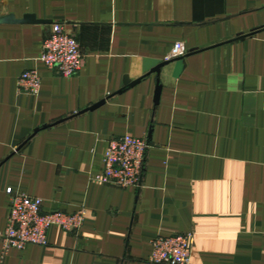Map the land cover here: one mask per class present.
<instances>
[{
	"label": "crops",
	"instance_id": "1",
	"mask_svg": "<svg viewBox=\"0 0 264 264\" xmlns=\"http://www.w3.org/2000/svg\"><path fill=\"white\" fill-rule=\"evenodd\" d=\"M6 17L45 24L0 23V232L7 189L83 224L0 242V264H146L184 233L191 264H264V0H0ZM53 24L80 45L72 78L38 61ZM31 70L39 94L18 95ZM125 135L148 144L140 187L93 182Z\"/></svg>",
	"mask_w": 264,
	"mask_h": 264
},
{
	"label": "built area",
	"instance_id": "2",
	"mask_svg": "<svg viewBox=\"0 0 264 264\" xmlns=\"http://www.w3.org/2000/svg\"><path fill=\"white\" fill-rule=\"evenodd\" d=\"M185 54L183 46L176 44L166 60ZM38 61L62 78L78 74L83 54L74 37L67 35L60 24H53L45 39ZM41 78L34 70L26 71L17 80L18 95L37 96L41 89ZM148 144L145 139L129 135L108 142L102 155V171L91 178L101 185L120 189H138ZM9 213L5 229L0 232L3 251H23L28 246H45L46 235L51 227L66 233L79 230L83 224V213H43L42 201L7 189ZM193 235L176 234L157 237L151 241V254L146 264H191Z\"/></svg>",
	"mask_w": 264,
	"mask_h": 264
},
{
	"label": "water",
	"instance_id": "3",
	"mask_svg": "<svg viewBox=\"0 0 264 264\" xmlns=\"http://www.w3.org/2000/svg\"><path fill=\"white\" fill-rule=\"evenodd\" d=\"M0 23H13V24H45V23H43V22L36 21L33 17H24L21 21H16V20L13 19L12 17H6V18H4V19H0ZM166 63H167V62H165L164 64H166ZM159 69H160V67L154 69V70L151 71L150 73H151V74H152V73H156V74H158ZM139 82H140V80L135 81V82H129V80L126 79L125 82H124V86H125V88L132 87V86L138 84ZM125 88H124V89H125ZM124 89H123V90H124ZM160 90H161L160 86L157 85V87H156V91H155V98H154V103H155V104H157V102H158L159 94H160ZM121 92H122V91H121ZM121 92H120V93H121ZM101 104H102V103H100V104H98V105L92 107L90 110H93V109L99 107Z\"/></svg>",
	"mask_w": 264,
	"mask_h": 264
}]
</instances>
